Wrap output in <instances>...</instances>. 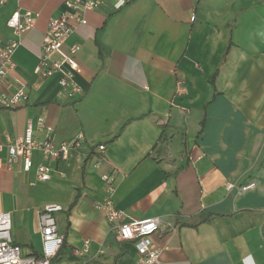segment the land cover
Instances as JSON below:
<instances>
[{"label": "crops", "instance_id": "0c3cea01", "mask_svg": "<svg viewBox=\"0 0 264 264\" xmlns=\"http://www.w3.org/2000/svg\"><path fill=\"white\" fill-rule=\"evenodd\" d=\"M65 1L0 5V49L15 10L36 15L4 81L8 92L22 87L27 101L0 109V143L21 136L28 122L44 141L40 118L57 142L83 137L69 161L45 163V183L35 180L37 151L29 173L20 162L8 169L0 152V212L10 213L12 242L39 256V215L54 204L64 243L51 264H137L133 244L117 242L94 207L106 173L127 219H159L152 242L160 264H264V0H126L117 12L105 0L61 47L66 54L79 47L80 92L71 95L57 75L33 74ZM228 182L256 186L227 193ZM86 239L88 253L75 256Z\"/></svg>", "mask_w": 264, "mask_h": 264}, {"label": "built area", "instance_id": "2783aa9c", "mask_svg": "<svg viewBox=\"0 0 264 264\" xmlns=\"http://www.w3.org/2000/svg\"><path fill=\"white\" fill-rule=\"evenodd\" d=\"M7 3V0H0V5ZM105 0H66L64 11L57 17L51 18L47 31L42 42L41 56L33 74L41 79L58 76V85L67 94H77L80 88L74 80L80 72L74 56L79 50L77 45L68 49V54L61 50L69 35L73 32L74 25L85 24L84 14L87 11H95L102 7ZM126 0H112V9L117 12L125 5ZM36 15L30 11L19 13L15 10L6 22L7 29L11 32L8 39L0 49V109H16L27 101V94L22 87L15 92H8L4 87L7 76L14 71L15 64L12 56L19 46V36L29 31L34 24ZM194 17L190 20L193 21ZM178 91L182 92V84L178 83ZM38 127L44 129L47 137L44 141L38 142L34 139L33 129L30 122L25 126L21 136L14 140L7 139L5 145L0 143V152L5 148L7 156V168L12 169L19 162L23 173L32 170L33 152L37 151L42 163L34 170L35 180L38 183H45L51 178V168L45 163L49 161L67 162L75 150L79 147L82 136L77 135L69 141L57 142L53 136L54 130L46 126L42 118L37 121ZM103 152L104 146L98 147ZM202 156L197 159H201ZM104 193L101 200L96 201L94 207L101 212L117 242H130L135 248L137 264H160V250L154 247L152 237L158 232L160 221L158 218L127 219L124 213L116 208L113 202L114 177L112 174H102ZM255 182L237 186L226 183L225 191L233 189L238 194L255 188ZM62 211L58 205H47L39 215L41 233V254L39 256H24L21 247L11 240V216L8 212H0V264H51V260L57 255L64 243V238L58 233L55 214ZM90 241L84 240L81 247L74 249L73 254L77 257L86 255L89 251Z\"/></svg>", "mask_w": 264, "mask_h": 264}]
</instances>
